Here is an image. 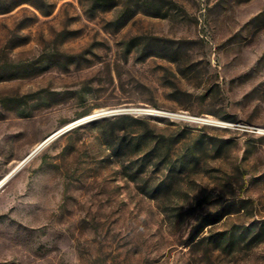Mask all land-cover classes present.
Masks as SVG:
<instances>
[{
	"label": "rangeland",
	"instance_id": "rangeland-1",
	"mask_svg": "<svg viewBox=\"0 0 264 264\" xmlns=\"http://www.w3.org/2000/svg\"><path fill=\"white\" fill-rule=\"evenodd\" d=\"M67 127L0 264H264V0H0V180Z\"/></svg>",
	"mask_w": 264,
	"mask_h": 264
},
{
	"label": "bare ground",
	"instance_id": "bare-ground-1",
	"mask_svg": "<svg viewBox=\"0 0 264 264\" xmlns=\"http://www.w3.org/2000/svg\"><path fill=\"white\" fill-rule=\"evenodd\" d=\"M149 109V108H148ZM155 112H160V113H173V112H166V111H163V110H155V109H151ZM174 114H178L180 115L179 113H174ZM89 118V117H88ZM84 119H87V118H82L80 120H78L77 122H81L83 121ZM214 123L216 124H220V125H230L228 122H223V121H219V120H215V119H212L210 118ZM74 123V122H73ZM40 145V143L33 149L35 150L38 146ZM44 146L40 147L35 154H32L30 155L29 157H26L24 160H22L15 168H13L8 174H6L1 180H0V188L13 176L14 172L15 171H18L20 170L33 156H35ZM32 150V151H33Z\"/></svg>",
	"mask_w": 264,
	"mask_h": 264
},
{
	"label": "built area",
	"instance_id": "built-area-1",
	"mask_svg": "<svg viewBox=\"0 0 264 264\" xmlns=\"http://www.w3.org/2000/svg\"><path fill=\"white\" fill-rule=\"evenodd\" d=\"M126 112H135L137 114H148V115L160 114V115H168V116H179V117H183V118H186V119H189L195 122H199V123L220 125V124L214 123L210 118L194 117V116H188L184 114L178 115L174 113H165V112L160 113V112H155L148 108H131V110H128Z\"/></svg>",
	"mask_w": 264,
	"mask_h": 264
},
{
	"label": "water",
	"instance_id": "water-1",
	"mask_svg": "<svg viewBox=\"0 0 264 264\" xmlns=\"http://www.w3.org/2000/svg\"><path fill=\"white\" fill-rule=\"evenodd\" d=\"M128 110H131V108L130 109H118V110H112V111H102V112H98V113H96V114H94V115H92V116H89V118H95V117H98V116H102V115H105V114H109V113H117V112H126V111H128ZM89 118H87V119H89ZM222 126H228V125H222ZM69 127H71V126H69ZM69 127H67V128H64L63 130H61L60 132H58L57 134H55V135H53V136H51V137H48L47 139H45L42 143H40V145L35 149V150H33L27 157H29L30 155H32V154H35L36 153V151L40 148V147H42V146H44V145H46L51 139H53L55 136H57L59 133H61V132H63L65 129H68ZM17 171H15L14 172V174L16 173ZM13 174V175H14Z\"/></svg>",
	"mask_w": 264,
	"mask_h": 264
},
{
	"label": "trees",
	"instance_id": "trees-1",
	"mask_svg": "<svg viewBox=\"0 0 264 264\" xmlns=\"http://www.w3.org/2000/svg\"><path fill=\"white\" fill-rule=\"evenodd\" d=\"M101 1H103V2H106V1H108V0H101ZM103 5H105V3H103ZM150 55H153L152 53H148V54H146V56H150ZM128 117V116H127ZM135 119V118H134ZM227 119V118H226ZM136 120H138V119H136ZM228 120V119H227ZM152 135L154 134V132H152L151 133Z\"/></svg>",
	"mask_w": 264,
	"mask_h": 264
}]
</instances>
